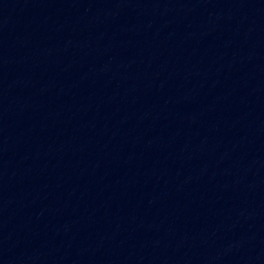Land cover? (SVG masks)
I'll return each mask as SVG.
<instances>
[{"label": "water", "instance_id": "water-1", "mask_svg": "<svg viewBox=\"0 0 264 264\" xmlns=\"http://www.w3.org/2000/svg\"><path fill=\"white\" fill-rule=\"evenodd\" d=\"M0 264H264V0H0Z\"/></svg>", "mask_w": 264, "mask_h": 264}]
</instances>
